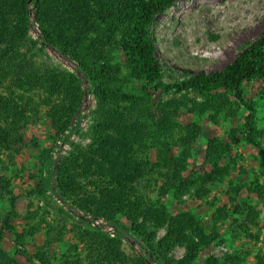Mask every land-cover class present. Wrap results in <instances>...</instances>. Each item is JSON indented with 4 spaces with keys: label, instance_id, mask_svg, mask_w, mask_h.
<instances>
[{
    "label": "trees",
    "instance_id": "trees-1",
    "mask_svg": "<svg viewBox=\"0 0 264 264\" xmlns=\"http://www.w3.org/2000/svg\"><path fill=\"white\" fill-rule=\"evenodd\" d=\"M175 1L0 0V151L10 152L22 145L24 129L39 118L42 109L55 138L61 139L80 111L84 95L93 96L97 104L91 127L93 142L87 148L72 145V151L54 163L53 196L69 212L79 211L93 220L103 219L116 226L117 218L125 219L132 231L148 237L147 247L158 264H195L201 251L210 248L218 235L196 231L192 238L188 235L194 232L190 214L171 217L160 201L145 204L136 188L147 177L156 182L153 178L156 176L178 193L187 192L197 183L211 182L222 171L220 162L231 154L229 144L217 139L208 141L204 159L211 166V173L196 181L185 179L182 174L199 131L177 124L166 106H156L157 115L149 108L148 88L158 84L163 74L150 25L173 7ZM33 24L38 27L42 46L30 39ZM45 46L75 61L76 71L69 73L37 65V53L43 52ZM118 55L123 58V65L117 63ZM124 71L131 80L144 85L143 96L124 90L121 80ZM179 77L181 80H175L167 91L204 93L223 89L212 102L216 113L232 116L242 107L246 115L244 129L256 135L255 105L244 100L243 86L258 81L260 96L264 98V31L222 70L184 72ZM84 83L88 85L87 92L82 88ZM228 94L234 103L229 102ZM231 133L233 140L236 132ZM159 136L163 143L156 141ZM246 139L258 149L264 165V148ZM152 149L154 156L149 155ZM41 193L37 187L29 195ZM0 200L8 201L11 206L7 216H0L1 244L3 231H12L9 221L17 200L11 190V179L1 173ZM146 225L153 232L148 234ZM47 228L53 229L51 224ZM161 228L165 229L160 240L164 250L157 253L152 241L155 230ZM37 231L31 229L26 234L33 237ZM22 237L16 236L18 241ZM80 241L88 264H146L144 259H130L121 251V235L108 239L99 232L84 231ZM175 247L185 250L180 260L169 257ZM36 259L46 264L47 258L42 255ZM76 259L75 262L64 259L60 264H82L79 256ZM225 261L236 264L234 258ZM0 264L21 263L0 252ZM206 264L218 262L209 259Z\"/></svg>",
    "mask_w": 264,
    "mask_h": 264
},
{
    "label": "rangeland",
    "instance_id": "rangeland-1",
    "mask_svg": "<svg viewBox=\"0 0 264 264\" xmlns=\"http://www.w3.org/2000/svg\"><path fill=\"white\" fill-rule=\"evenodd\" d=\"M31 22L34 23L33 13ZM262 31L264 0H177L150 25L163 74L158 84L148 88L149 108L157 115L156 106H166L177 124L199 131L182 176L196 181L211 173L212 168L204 159L208 141L217 139L231 148L229 157L219 164L222 171L217 172L211 182L197 183L187 192L178 193L155 175L156 182L147 177L136 185L145 204L160 201L171 217L190 214L194 219V232L188 235L192 238H195L196 231L218 235L210 248L201 251L195 264H206L209 259L227 264V258H234L236 264L264 261V165L258 149L246 139L248 137L253 144L264 148V98L260 96L258 81L244 84V100L255 105L257 133L250 135L244 129L246 115L242 107L237 111L234 106L232 110L236 113L232 116L216 113L212 102L217 100L216 94L223 93V89L177 93L166 88L175 80H181L179 74L184 72L197 74L222 70ZM29 36L39 46L43 45L37 25L33 24ZM35 61L40 67L58 68L69 73L77 69L75 61L47 46L43 52L37 53ZM117 63L123 65L120 55ZM121 80L127 93L144 95V85L131 80L126 71ZM82 88L87 92L88 85L84 83ZM227 98L229 102H235L231 95L228 94ZM96 105L94 97L85 94L80 111L61 139L55 138L44 115L45 109H42L39 118L24 129L23 144L10 152L0 151V173L11 179V190L17 198L9 221L12 231H3L0 252L15 257L21 264H42L36 259L41 255L47 258L46 264H60L64 259L75 262L76 256L80 257L82 264H88L80 241L84 231L99 232L108 239L121 235V251L128 258H142L146 264H158L147 247L148 237L132 231L125 219L117 218L116 226L103 219L93 220L79 211L69 212L67 206L53 196V165L72 151V145L87 148L92 144L91 127ZM232 131L236 132L233 140L230 139ZM155 139L164 142L160 136ZM154 154L152 149L149 155ZM37 187L43 193L29 195ZM10 212L9 202L0 200V216L5 217ZM47 224L52 225V231ZM31 229L38 230L33 237L26 234ZM145 231L148 234L153 232L147 225ZM164 235L165 229L155 230L152 246L157 253L164 250L160 244ZM16 236L24 238L18 241ZM184 252L183 247H175L169 257L180 260Z\"/></svg>",
    "mask_w": 264,
    "mask_h": 264
}]
</instances>
